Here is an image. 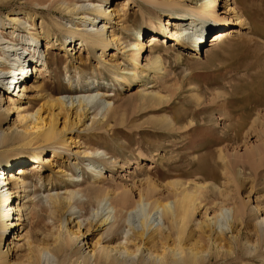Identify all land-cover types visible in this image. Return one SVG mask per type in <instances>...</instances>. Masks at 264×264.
Segmentation results:
<instances>
[{
    "label": "rangeland",
    "instance_id": "obj_1",
    "mask_svg": "<svg viewBox=\"0 0 264 264\" xmlns=\"http://www.w3.org/2000/svg\"><path fill=\"white\" fill-rule=\"evenodd\" d=\"M74 1L110 6L107 9H112L109 18L97 17V21L101 20L98 26L105 25L104 35L108 41L105 47L89 42L79 47L78 41H75L74 48L72 43L67 45L62 36L73 33L78 39L83 23L74 14L57 10L56 4L61 0L0 1L2 22H7L6 15L17 11L19 17L25 19L23 13L28 5L42 7L34 20L26 21V27L21 26L12 36L9 28L3 30L9 25L1 24L0 35L3 45L18 43L19 47L25 38L21 40V35L29 37L28 32L35 30L39 38L38 47H35L39 52L35 58L42 60L45 54L47 61L45 70L31 74L25 91L21 92L18 83L16 88L19 91L14 88L18 93L3 101L4 106L10 107L3 127L13 121L14 125L9 134L11 140L0 147V152H6L11 159L18 157L16 151L29 153L37 144L43 146V152L36 158L40 179L38 174L31 176L26 188L23 191L14 188L6 201L12 207L16 202L25 203L23 221L12 224L5 233L9 240L14 235L12 240L17 243L13 259L25 261L27 254L36 251L34 215L39 213V208H50L48 196L57 193L59 197H68V193L75 191L78 194L70 199V205L66 207L65 199H60L63 200L62 207L54 215L48 212L42 215L39 226L42 231H48L52 225L59 227L62 240H66L71 231L76 234L69 248L53 257L49 264H76L80 248L85 247L93 251L87 264H107L100 249L119 241L126 242L127 249L133 252L126 264H144L141 258L146 253L145 246L153 253L163 255V264H183L179 254L172 255L170 249L177 248L176 229L161 215L160 209H151L149 200L131 213L129 210L132 209L130 202L138 199L141 190L144 193L147 182H156L153 197L171 199L173 188L169 182L184 179L187 182L193 177L192 180L204 183L207 189L181 240L183 257L188 256L187 245L192 242L202 250L196 264H264V242H257L261 238L257 217L264 216V175L258 178L247 166L237 165L232 168L235 174L233 172L234 177L229 180L224 178L223 167L217 165L214 167L215 179H204L207 165L203 164L208 161L211 150L225 149V160L231 153L240 161H248L251 148L264 146V74L259 71V64L264 65V46L259 45L250 52H235L232 46L239 44L235 36L222 44L209 46L208 37L214 32L211 30L203 34L197 50L193 43H189L193 32H186V35L181 32L179 43L175 42L173 25L165 22L172 15L148 0H135L130 6L124 5V0ZM173 1L187 5L195 2ZM207 1L197 0V4ZM225 1L227 4L223 6ZM218 2L217 9L226 11L231 18L232 13L226 6L230 0ZM254 2L262 10L255 15L258 21L255 26L260 31L257 35H264V0ZM245 10L249 12L248 7ZM85 11L90 16L95 15L90 9L82 10ZM184 13L190 18L188 12ZM148 17L153 20V25L146 23ZM159 22L168 26L164 32L159 29ZM235 29H239L240 35H251L248 27L236 26ZM176 31H182V28H176ZM151 34H156L160 40L147 47ZM131 43L142 46L135 78L129 74L134 68L128 59L133 50ZM156 51L162 55L163 69L160 71L146 68L147 58ZM12 52L1 54L0 51V55L9 58ZM0 68L5 70L7 65L0 63ZM126 70L128 81L119 83L116 76ZM11 91L13 87L9 94ZM140 93L145 94L146 99L139 97ZM80 94H95L96 97L82 101ZM20 129L28 132L17 133ZM48 129L53 130L54 136L41 142L39 138ZM28 140L29 144L26 143ZM196 165L198 169L205 165L206 169L200 170L202 166L197 169L199 178H196L199 175ZM91 169L101 170L104 174L102 182L93 181ZM210 181H214L224 193L231 194L234 199L238 196L245 203V224L232 229L225 224L221 232L220 226L213 223L210 218L216 211V202L222 197L217 189L213 196ZM239 182L244 183L242 188H237ZM98 185L112 192L113 196L96 201L89 188ZM8 186H1L0 190ZM123 191L130 198L126 204L114 196ZM231 202L224 201L226 205ZM105 205L110 208V216L101 222L107 210ZM15 213L10 212L4 218L5 223H16ZM142 219L146 224L155 219L163 227L145 226L143 235L138 237ZM246 238L255 245L256 249L251 253L246 250ZM41 264L46 261L41 259Z\"/></svg>",
    "mask_w": 264,
    "mask_h": 264
},
{
    "label": "bare ground",
    "instance_id": "obj_2",
    "mask_svg": "<svg viewBox=\"0 0 264 264\" xmlns=\"http://www.w3.org/2000/svg\"><path fill=\"white\" fill-rule=\"evenodd\" d=\"M0 1H10V0H0ZM148 1H150L151 4L154 6L167 10L168 12L166 13L168 15H172L171 18H166L165 22L166 24L173 25L172 28L174 30L173 32L174 38H175L174 40L177 44L180 41L179 37L182 34L181 32H185V35H186V32L187 33L193 32L194 36L193 37L191 36L189 43H193L196 49L198 50V46H200V43L203 41L202 40L203 34L208 33V31L214 30V32L208 37L210 38L208 42L209 46H215V45L222 44L223 42L232 39L234 36L237 38L239 42L238 45H235L234 47L232 46V50L233 51L236 50L235 52H246V50L250 52L251 50L258 47L259 45H260L259 47L264 46L262 44L264 35H257V34H260V31L255 26V24H258V21L256 20V16L261 13L260 12L261 9L258 8L257 5L254 4L255 3L254 0H232V1L230 0L229 5H226V6H228L229 13H232L231 18H229L228 14L226 15V11L217 9V5H220V2H218V0H208L205 3L200 2L198 4H197V0H195L194 5H187L185 3H179L178 1H173V0L172 1L171 0H161V1L148 0ZM134 2L135 0H124V5L130 6ZM226 2L227 1H225L223 6L227 4ZM109 7L110 6H106L103 4H92L90 2L87 4L85 3L78 4L74 0H61V2L57 3L56 4L57 10L64 12V13L72 14V15L74 14L75 18H77L81 23H83V31L78 34L79 36L78 39L74 38L75 34L73 33H67L66 36H62L63 40L68 43L67 45H70L72 43V46L74 48L75 41H78L77 45L79 47L84 45L87 42L94 44V45L100 44L102 45V47H105L108 43L107 37L104 35L105 25L104 23H101V25L98 26L101 20L97 21V17L103 15L109 18L111 15L110 11H112V9L107 10ZM245 7H248L249 12L245 10ZM41 9L42 7L32 8L28 5L26 11H24L23 13V16H25V19L22 20L21 17H19L20 12L17 11L13 14L6 15L7 22L0 21V25L1 24L9 25L3 28V30L6 28H9L10 29L9 35L12 36V34L15 31L20 30L21 26H23L24 28L26 27L25 26L26 21L28 22L29 20H34L35 14H38L39 12H41ZM86 9H90L91 11L95 12V15L90 16V14L88 15L86 11L82 12V10L84 11ZM176 9L177 10L180 9V10L176 11ZM184 12H188L190 14V18H186V14ZM146 23L148 25L154 24L151 17L147 18ZM236 26H239V28L248 27L251 30L250 32L251 35L243 36V35L238 34L240 33V31L239 29H235ZM167 27L168 26H165L160 23L159 29L162 32H164V30L167 29ZM176 28H182V31L177 32ZM1 30H2V27H0V33L2 32ZM28 33H29V37L21 35L20 37L21 40L23 37L25 38L22 40L23 42L21 41L20 43L21 46L19 47L17 46L18 43H12L10 44V46L6 44L3 45L4 41H1L2 35H0L1 54L7 51H13L10 54L11 57L9 58H6L5 56L3 58V56L0 55V59H2L0 63L2 64L5 63L7 65V68H5V70L4 68H0V94H1L0 95V147L8 143L10 139L9 134L11 132L12 126L14 125V121H13L11 125H6L5 127H3L5 123L4 121L7 120L9 110H10V107L8 105L4 106L3 101L5 102L6 99L10 100L11 96L14 93H18L19 89L16 88V86H18V83L20 84L19 86H21V92H23L28 87L27 83L31 77V74L34 73V75H36V74L41 73L40 71H43L46 69L47 61L45 59L46 57L45 54L42 60H40L37 57L35 58V54L39 52V49L35 48V47H38L37 46L38 41H39L38 33L35 30L29 31ZM156 36H157L156 34L149 35L150 42L146 44L147 47L150 45H153L156 41L160 40ZM194 37H198V38L196 39ZM30 41L31 43H29ZM130 45L133 47V50L131 51V53H129L128 59L133 62L134 68L133 70L130 71L129 74L132 78H135L137 76V70L139 69L138 57H139V52L142 46L136 43H131ZM31 49H32V52H31ZM150 50H152V47L150 48ZM162 61H163L162 55L158 51H156L155 54H152V56L147 58L146 68L147 69L153 68L155 71H160L163 69ZM259 65H260L259 66L260 70L259 69L258 70L264 74V68H263L264 65H261V64ZM127 73L128 72L126 70V71L121 72V74L117 75L116 76L117 81L119 83H121V81L127 82L128 81L126 77L128 75ZM12 87H13V91H11V94H9ZM14 88L18 89V91L15 92ZM80 96H81L82 101H86V100L90 101V100L95 99L96 97L95 94H89L86 96L80 94ZM144 96L145 94H141L139 97H144ZM144 98L143 100L146 99ZM14 128L16 129L17 126L15 125ZM24 132L27 133L28 130L20 129L17 133L22 134ZM53 136H54L53 130L48 129L42 134L41 138L39 137L38 138L41 139V142H47ZM26 143L29 144L30 141L28 140ZM224 150L222 148H218L216 151L211 150V154L208 158V161L206 163L205 161H203L204 162L203 164L207 165L206 166L207 171H205L206 169H204L205 165H201L202 167L200 166L201 169L200 167L199 169L202 170L203 168L204 171L206 172L204 174V177H205L204 179L206 178H210L211 180L215 179V174L217 173H215L214 167L217 165L223 167L224 178L226 179L230 178L229 180H231L232 177H234L232 173L235 170L234 169L232 170V168L236 167L237 165L241 167L247 166L248 169L252 173L258 176V178H259V175H262V176L264 175V168L259 169V167L264 166V146L259 147V148H256V147L251 148L248 151V156H249L248 161H240L241 159L238 160L235 157V155H231V153L227 154L228 160L226 159L227 160L226 161L224 159V156L226 154ZM41 152H43V146L41 147L39 144H37L35 147H32L29 153H24L22 151H16L17 153L16 156H18L17 158L9 159L6 152H0V180H1L0 183H1V186L9 185L4 190H0V264H41V259L46 261V264L52 263L53 257H56L58 253L64 252L65 250H67L70 244L74 241V237H76L75 236L76 234L73 231H71L68 233V237L66 238V240H62L60 236V231L59 229H57L59 227L56 228L54 225H52L50 229L48 228V231H42L39 227L41 226L40 224L43 219L42 215L45 214V212H48L50 215H54L56 211H58V209L62 207L63 203L67 207V205H70V199L73 198V195L78 194L77 192L74 191V192L68 193L69 195L68 197H59L58 194L56 193L55 196H48V198L51 200L50 208L49 209L46 207L39 208V213L34 215L35 217L34 227L36 228V232H37L36 237H35L36 251L34 253L27 254L25 261H16L12 257V253L16 249L17 243L16 241L12 240L14 235H12V239L9 240L7 236L5 235V233L7 231V228L12 226V224L13 225L21 224L20 220L23 221V217L26 214V213H23L24 211L23 206L25 203L24 202L20 203L21 201L16 202V204L12 207V204H8V203L6 204V201L9 199L12 193V190L14 188L19 187L23 191L26 188V182L28 178H30L31 176L35 174L36 175L38 174L37 168H38L39 163L36 160V158L40 156ZM45 161H47V159H45ZM87 165H89V163ZM257 166L259 167L256 168ZM195 169L197 170L198 166ZM91 170L94 173L95 180L93 181L98 182V183L102 182L103 181L102 177L104 174L101 172V170L100 169H96V170L91 169ZM199 172L200 171H198V173ZM185 174L188 175L189 172H186ZM197 176L198 177L196 178H199L200 173ZM38 177L40 179V174H38ZM192 178L191 179L188 178L190 181L187 180V182L184 181L185 179L181 181L174 180L172 182H169L170 184L169 183L168 184L173 188L172 189L173 192L171 191L172 192L171 199L169 198L164 199V197L166 196H163V199L161 197L157 198L158 196L153 197L154 191L156 193V182L154 184L152 181L151 182L145 181L147 182V184H146V189L144 190V193L141 190L138 193V199L134 202L133 201L130 202L132 203V209L129 210V213H131V211H133L135 208L143 206L149 200H151L148 202L151 204L149 207L151 209L152 208L160 209L161 215L164 216L166 219H168L171 225L176 229L175 231H176V238H177V248L176 249L170 248V249H171L172 255L179 254L178 258H180L181 261H184L183 264L198 263L199 255H201V252H202L201 249L197 248L191 242L187 245L188 256L183 257L184 255H182V252L184 251V247L181 243V240L183 239V236L186 233L185 232L186 227L189 221L191 220V217L193 216L194 209L197 207L196 205H198L203 200V197H205V194H204L205 190L207 189L204 183H201V182L199 183L197 179H195L197 181H194L192 180ZM210 183H211L210 191L212 192L213 196L214 194H216L214 190L217 189L218 194L222 197L221 201L216 202L215 204L217 207L216 211L213 212L212 218H210V219H213V223H216L217 225L220 226L221 232H223L222 226L225 224H227L228 228L230 229H232L233 227L237 225L245 224L246 221L244 217L246 215V205L240 199V197L236 196L237 199H234V197H232L231 194L226 193V192L224 193V191L219 189V186L216 183H214V181L212 182L210 181ZM243 184L244 183L241 182L239 185H237V188H242ZM89 189H90V192L93 194L91 196H93V198L96 201H102L106 197H109L112 194V192L110 193L109 190L103 189V187L101 188V185L100 186L98 185L97 187L93 186V187H90ZM33 191L35 190L33 189ZM208 194H210V192ZM114 196L117 197V200L120 203L122 202V204L123 203L126 204L128 199H130L128 198L129 196L125 191L119 194H115ZM60 199H65V201L64 202L63 200L60 201ZM227 200L232 201L230 203L231 205L230 204L226 205L224 203V201H227ZM104 209L105 210L107 209V210L105 211L103 218L101 217L102 218L101 222H105L110 216L109 206L105 205ZM15 211H16L15 213L16 223H11V221H9L8 223H5L4 218H7L10 215V212L14 214ZM257 219H258V224H259V228L261 232V238H258L257 242H264V216L261 218L257 217ZM145 222L146 220L144 221V219L140 221V230L137 234L138 237H141L143 235L145 226L148 227V225L149 226L152 225V227L155 229H160L163 227L155 219H151V221L149 220V222L147 221L148 224H146ZM44 225L46 226V224ZM244 242L246 244L245 247L248 253H251L256 249L254 243L250 242L248 238H246ZM126 245H127L126 242L122 243L119 241L111 246L101 248L99 252L104 256V259L105 261H107V264H126L128 259L132 257V253H133L127 249ZM144 249L146 250V253L143 254L141 258L144 261V264L145 263L147 264H150V263L163 264L164 263L163 255L153 253L147 246H145ZM80 250L81 251L78 257L76 258V264H87L88 261L90 260V257L93 255V251L87 250L86 247L82 249L80 248Z\"/></svg>",
    "mask_w": 264,
    "mask_h": 264
}]
</instances>
